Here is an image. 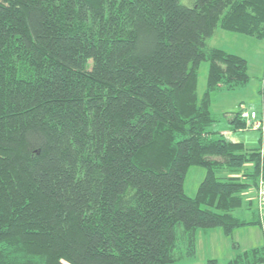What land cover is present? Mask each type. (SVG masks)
<instances>
[{"label":"trees","instance_id":"16d2710c","mask_svg":"<svg viewBox=\"0 0 264 264\" xmlns=\"http://www.w3.org/2000/svg\"><path fill=\"white\" fill-rule=\"evenodd\" d=\"M216 30L264 41V0H0V264H170L198 229L264 236L243 195L264 131L247 146L212 128L214 95L250 81ZM231 246L224 264L264 263V242Z\"/></svg>","mask_w":264,"mask_h":264},{"label":"rangeland","instance_id":"374dc122","mask_svg":"<svg viewBox=\"0 0 264 264\" xmlns=\"http://www.w3.org/2000/svg\"><path fill=\"white\" fill-rule=\"evenodd\" d=\"M207 43L209 46L220 47L246 58L250 76V81L245 87L230 91L224 90L214 95L211 108L218 118V122L212 128L225 133L232 140L242 141L249 146L258 145L260 133L262 136L264 129H255L248 125V129L231 131L229 118L231 112L236 111L240 105L252 107L260 116L262 115V109L264 108V93H262L264 87V41L237 33L216 30L214 36ZM206 71L207 62L203 61L198 72L197 91L199 94L205 88ZM204 174L205 170L200 166H190L187 169L183 183L184 192L187 195L194 196ZM243 195L246 200L249 199L255 205L257 204L256 191L254 193L252 189H248ZM262 211L264 215V210ZM246 214H249V212H246ZM200 231V229L197 230L198 234ZM212 232H221V230L215 229ZM232 241L245 248L262 244L264 236L259 226L240 227L235 230L232 239L226 237L223 233H215L213 237L203 236L199 241L197 257L192 260V264H207L208 259H216L217 264H224L229 257ZM189 262L191 261H177L170 264H188Z\"/></svg>","mask_w":264,"mask_h":264},{"label":"built area","instance_id":"2783aa9c","mask_svg":"<svg viewBox=\"0 0 264 264\" xmlns=\"http://www.w3.org/2000/svg\"><path fill=\"white\" fill-rule=\"evenodd\" d=\"M240 117L245 120L247 126L251 125L255 129H264L263 121L258 118V113L252 107L241 106ZM256 199L257 206L259 210L263 213L262 210H264V175L260 178L258 182V186L256 189Z\"/></svg>","mask_w":264,"mask_h":264},{"label":"crops","instance_id":"0c3cea01","mask_svg":"<svg viewBox=\"0 0 264 264\" xmlns=\"http://www.w3.org/2000/svg\"><path fill=\"white\" fill-rule=\"evenodd\" d=\"M235 141H238V140H235ZM247 145V144H246ZM247 146H249V145H247ZM255 193V192H254ZM201 231L199 232V234H198V232L196 233V237H197V241H196V255L192 258V259H190V260H182V261H186V262H188V261H191V262H189L188 264H192V260L195 258V257H197V254H198V249H199V241H200V239H202V237L204 236V237H213V235H215V233H222V232H212V231H215V229H200ZM217 231V230H216ZM219 231V230H218ZM218 235V234H217ZM240 246V245H239ZM250 247H253V246H250ZM250 247H245V248H242L241 246H240V249L241 250H244V249H247V248H250ZM237 251L236 250H234V249H232V246H231V250H230V252H229V257H228V259L229 258H231L232 256H234L235 255V253H236ZM225 263V262H224Z\"/></svg>","mask_w":264,"mask_h":264}]
</instances>
